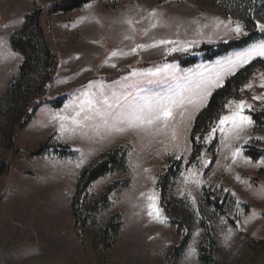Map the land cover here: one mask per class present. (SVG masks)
<instances>
[{
    "label": "rangeland",
    "instance_id": "374dc122",
    "mask_svg": "<svg viewBox=\"0 0 264 264\" xmlns=\"http://www.w3.org/2000/svg\"><path fill=\"white\" fill-rule=\"evenodd\" d=\"M57 1L0 0V153L10 163L0 180V212L8 218L0 220V264H202V252H210L211 264H264V99H254L264 97V57L228 63L242 59L264 39L205 60L199 52L202 45L245 36L231 32L232 25L216 27V18L244 24L210 0H96L69 12L44 13L59 72L48 98L12 143L13 123L37 96L42 71L29 73L32 86L25 87L18 106L9 108L5 93L23 62L11 39L22 31L27 16L47 11ZM153 10L155 18L148 15ZM259 22L264 23V15ZM26 31L36 39L34 25ZM137 44L148 47L129 54ZM182 45L188 50L169 51ZM175 53L197 57L198 62L184 67L167 61ZM255 61L263 65L230 100L250 104L245 114L253 123L237 139L231 123L218 128L217 121L193 141L195 119L213 93ZM165 65L174 67L152 75ZM218 76L220 86H215ZM203 88L210 95L201 102L198 92ZM182 92L194 103L168 129L145 131L116 118L126 119L147 103ZM85 93L98 100L106 96L115 115L96 111L81 125L64 119L81 106L90 111ZM232 110L226 107L221 117ZM213 128H218L215 134ZM40 146L43 153L34 154ZM110 153L111 170L86 190L78 188L81 172ZM169 168L171 175L160 182ZM161 186L170 214L161 203ZM148 195L157 197L162 210L158 218L148 215ZM110 220L120 228L114 233L110 224L104 236ZM185 238L187 247L177 257L171 248Z\"/></svg>",
    "mask_w": 264,
    "mask_h": 264
},
{
    "label": "trees",
    "instance_id": "16d2710c",
    "mask_svg": "<svg viewBox=\"0 0 264 264\" xmlns=\"http://www.w3.org/2000/svg\"><path fill=\"white\" fill-rule=\"evenodd\" d=\"M92 1L96 0H58L55 6L48 8L49 10H38L34 14L27 16L26 23L22 31L13 36V38L11 39V47L13 48V50L19 52L22 55L23 62L20 66L19 75L15 78L14 82L10 85L5 93V101L9 104V108H12L13 110L15 106H18L19 98L24 95V92L26 89H28V87L32 86L30 84L29 73L42 71V77L39 81L40 85L38 88L39 91L37 96L29 106V110L27 111V113L19 118L18 121H14L13 123L12 131L10 133L12 143H14L16 133L20 129H24L28 126L32 116L36 113L40 105L48 98L47 91L59 72V58L55 50L53 41L51 40V37L49 36L47 30V22L46 20H44V13L47 15V13H55L58 11L69 12L74 9L80 8ZM210 1L211 3L217 5L222 13L239 18L243 22L248 35H245L238 40H233L227 43H219L212 46L202 45L199 48V52L205 53V60H213L221 55L229 53L234 49L244 48L249 46L256 40L264 39V34L259 33L255 30V22L259 21L264 15V0ZM30 25L35 26L37 36L35 40H33V37L31 38L30 35L26 34V30ZM189 56L190 55H180L178 53H175L168 56L167 61H178L184 67L196 64L198 62L197 57ZM148 65L149 64L145 63H137L134 66L140 67ZM260 65H263L262 61L252 62L251 64L237 72L234 76L227 79L223 87L213 93L207 106L198 114L195 119L192 130L193 141L196 135L202 137L217 121L220 120L226 109L227 103L231 99L237 97L242 86L249 81L255 71V68ZM25 87L27 88L25 89ZM60 105L61 102H58L56 104V107H59ZM255 119L257 120V116H255ZM42 153L43 146H40L34 154L39 155ZM248 155L251 156V154ZM252 157L256 159V157ZM113 158L114 153L107 154L104 160H102L93 168H85L80 174L78 188L81 187L86 190L94 181L109 172L112 167L110 161ZM178 167L180 168V166ZM9 168V161L2 153H0V180L5 174L8 173ZM171 172L172 170L171 168H169L166 173L162 175L160 182L168 179V177L171 175ZM161 192V203L166 209V213L170 214V212H168L169 210L167 206L164 204V196L166 194V191H164V186H161ZM74 207L75 198H73L72 201V208L74 211L75 220H77ZM75 223L77 224L76 221ZM110 224L114 228V233L118 232L121 225L119 222L110 220L107 228L103 229L104 236L108 235L110 231L108 227H111ZM187 243V238L183 239V241L178 246H173L171 248V252H175L177 254V257L180 256L185 251ZM262 244H264V240ZM210 255V252L208 254L202 252V254L200 255L201 263L211 264Z\"/></svg>",
    "mask_w": 264,
    "mask_h": 264
},
{
    "label": "snow or ice",
    "instance_id": "6c2138e0",
    "mask_svg": "<svg viewBox=\"0 0 264 264\" xmlns=\"http://www.w3.org/2000/svg\"><path fill=\"white\" fill-rule=\"evenodd\" d=\"M149 17L155 18L157 16L156 10L151 11L149 14ZM217 24L216 27H219L220 25H224L225 27H228L229 25H232L229 30L233 32L234 34L238 36L248 35V33L245 31L244 26L239 21H234L231 18H229L227 21L220 20L219 18H216ZM129 24H132L133 21L129 20ZM137 23H139L137 21ZM256 27L258 30L262 33H264V23H260L259 21H256ZM153 28L158 26V23H152L151 25ZM207 27V25H205ZM147 32L145 31V35ZM177 41L173 40H160L159 44H177ZM158 46L157 44H153L152 47ZM148 45L145 44H137L134 48L130 49L129 54H135L138 49H145ZM188 48L185 46L175 47L169 49V51H187ZM112 56L117 55L116 51H113L111 53ZM261 56L264 57V43H261L259 47L252 48L246 56H244L242 59H237L235 63L232 61H229L228 63L232 66H235V64H241V63H248L253 59L255 56ZM115 65H113L114 67ZM174 65H165L164 69H157L155 73H152V75H161L162 73H165V69L173 68ZM133 75H138L137 73H133ZM219 76L216 78L215 86H220L219 83ZM212 85H209V88ZM252 85H245V87H251ZM261 87H264V84L260 85ZM198 89L200 86H197ZM209 88H203L200 92H198V95L200 96L201 102L203 99L210 95ZM85 95L88 97L86 100V103L90 109V111H85L84 107L81 106L80 110L76 112L74 116H68L64 117L66 120H71L73 124L81 125L84 121H87L92 118V113L96 111H101L104 115H115V113L112 111L114 105L109 103L108 98L105 96L102 100L96 99L95 96L89 95L88 93H85ZM254 99H264V97H254ZM194 103L191 95H186L185 93H180L178 95H174L171 97H165L160 98L158 100L152 101L150 103H147L143 107H140L137 111L132 113L130 117L123 118L121 116H117V120H119L121 123H127L129 127H134L138 129H143L145 131H150L153 128H155L157 131H162L165 129H168L171 124H174L176 122V116L179 115L181 120L184 118L185 112L187 111L186 105ZM97 104H99V108H97ZM234 106V108H233ZM226 107H229L230 109H233L231 111V115L229 116H223L219 120L218 128H222L226 122L231 123L232 127L237 130V136L236 138L239 139V132L243 131L246 126H250L253 121L251 116L246 115L245 111L246 109H250L252 106L250 104H247L246 101H230ZM83 113V115H82ZM218 128L212 129V134H215V132L218 130ZM64 125L61 124V131H64ZM120 131H123V128L118 129ZM173 138H175V130L173 129ZM239 149L236 150V153L233 155L239 153ZM143 195V194H142ZM148 215L153 218H158L160 212L162 211L157 203V197L155 195H148Z\"/></svg>",
    "mask_w": 264,
    "mask_h": 264
},
{
    "label": "crops",
    "instance_id": "0c3cea01",
    "mask_svg": "<svg viewBox=\"0 0 264 264\" xmlns=\"http://www.w3.org/2000/svg\"><path fill=\"white\" fill-rule=\"evenodd\" d=\"M5 215H6L5 212L3 210H1V212H0V220H8V218H5Z\"/></svg>",
    "mask_w": 264,
    "mask_h": 264
}]
</instances>
